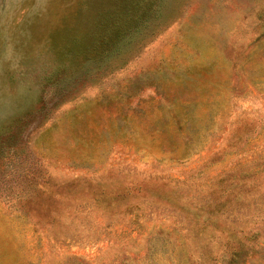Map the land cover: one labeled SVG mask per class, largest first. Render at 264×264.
Listing matches in <instances>:
<instances>
[{"label":"rangeland","instance_id":"obj_1","mask_svg":"<svg viewBox=\"0 0 264 264\" xmlns=\"http://www.w3.org/2000/svg\"><path fill=\"white\" fill-rule=\"evenodd\" d=\"M0 264H264V0H0Z\"/></svg>","mask_w":264,"mask_h":264}]
</instances>
